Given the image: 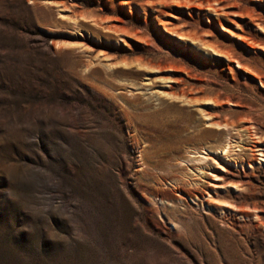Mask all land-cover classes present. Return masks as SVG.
<instances>
[{
    "label": "rangeland",
    "instance_id": "obj_1",
    "mask_svg": "<svg viewBox=\"0 0 264 264\" xmlns=\"http://www.w3.org/2000/svg\"><path fill=\"white\" fill-rule=\"evenodd\" d=\"M199 1L0 0V264H264V0Z\"/></svg>",
    "mask_w": 264,
    "mask_h": 264
},
{
    "label": "bare ground",
    "instance_id": "obj_2",
    "mask_svg": "<svg viewBox=\"0 0 264 264\" xmlns=\"http://www.w3.org/2000/svg\"><path fill=\"white\" fill-rule=\"evenodd\" d=\"M198 1V0H197ZM215 3L216 5H218V8L220 9V8H222V4H223V2H225V1H222V0H201V1H199L198 3H199V6H208V7H210V5H211V3ZM212 3V4H213ZM207 7V8H208ZM203 10H205V9H203ZM211 10V9H210ZM214 10V9H213ZM234 12V11H233ZM74 20V19H73ZM75 22H76V20H75ZM96 22V21H95ZM257 25H256V27L258 28V29H261L262 31H264V28L262 27V23L260 22V20H258L257 22ZM92 24H93V21H92ZM99 25V24H98ZM164 27V26H163ZM167 31H169V30H167ZM171 34L173 33V34H175V35H177L179 38H184L183 37V35H181L180 33H178V32H176V31H169ZM209 49H211L213 52H215L217 55L219 54V55H222L223 53L222 52H220V51H218L216 48H213V47H209V46H207ZM214 53V54H215ZM223 56V55H222ZM228 59H230V56H229V58ZM235 63L237 64V67L238 68H240V69H243L244 71H246V72H248L247 70H245V66H242L241 65V62L239 61V60H237L236 59V61H235ZM260 84L264 87V85L262 84V81L260 80ZM169 95V94H168ZM174 98V97H173ZM178 100V99H177ZM183 100H185L184 98H183ZM187 101V100H186ZM204 115V114H203ZM208 119V118H207ZM211 122V121H210ZM207 124V123H206ZM209 124H212V125H214V126H216V127H222V128H228V127H230L228 124H223V123H209ZM213 126V127H214ZM232 126V125H231ZM252 127V126H251ZM228 147V146H227ZM229 148V147H228ZM223 150H224V148H223ZM226 150H227V148H226ZM225 150V151H226ZM223 152V151H222ZM228 153V152H227ZM221 155V154H220ZM228 155H229V153H228ZM227 155V156H228ZM221 158H222V156H220L219 158H218V160L220 161V162H218V160H215V159H213L216 163H217V165H218V167L219 168H225L226 166H227V163L225 162V161H221ZM260 158H262V159H264V154H261V156H260ZM215 178H219L220 180H222L224 183H230L231 185H233V186H239L237 183H235L234 181H228V178L229 177H227V175H224L223 173L221 174L220 173V175H215L214 176ZM213 177V178H214ZM237 184V185H236ZM231 205V204H230ZM232 208H233V206H231Z\"/></svg>",
    "mask_w": 264,
    "mask_h": 264
}]
</instances>
